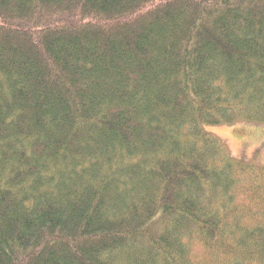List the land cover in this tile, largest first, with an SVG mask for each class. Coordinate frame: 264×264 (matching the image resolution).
Wrapping results in <instances>:
<instances>
[{
    "label": "trees",
    "instance_id": "16d2710c",
    "mask_svg": "<svg viewBox=\"0 0 264 264\" xmlns=\"http://www.w3.org/2000/svg\"><path fill=\"white\" fill-rule=\"evenodd\" d=\"M236 123L264 0H0V264H264Z\"/></svg>",
    "mask_w": 264,
    "mask_h": 264
},
{
    "label": "rangeland",
    "instance_id": "374dc122",
    "mask_svg": "<svg viewBox=\"0 0 264 264\" xmlns=\"http://www.w3.org/2000/svg\"><path fill=\"white\" fill-rule=\"evenodd\" d=\"M206 131L223 141L234 159L264 167V125L236 123L209 127Z\"/></svg>",
    "mask_w": 264,
    "mask_h": 264
}]
</instances>
